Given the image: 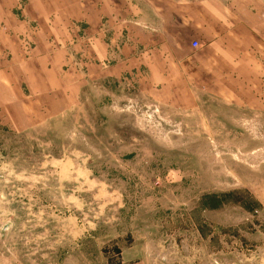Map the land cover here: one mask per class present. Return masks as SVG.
Wrapping results in <instances>:
<instances>
[{
  "label": "rangeland",
  "instance_id": "obj_1",
  "mask_svg": "<svg viewBox=\"0 0 264 264\" xmlns=\"http://www.w3.org/2000/svg\"><path fill=\"white\" fill-rule=\"evenodd\" d=\"M178 1L198 6L182 30L196 36L197 81L181 61L151 83L139 67L88 76L84 23L62 44L41 17L28 26L36 43L17 44L0 0V47L22 57L35 93L74 90L51 72L52 52L85 80L59 115L0 123V264H264V0ZM235 71L241 83L216 81Z\"/></svg>",
  "mask_w": 264,
  "mask_h": 264
},
{
  "label": "crops",
  "instance_id": "obj_2",
  "mask_svg": "<svg viewBox=\"0 0 264 264\" xmlns=\"http://www.w3.org/2000/svg\"><path fill=\"white\" fill-rule=\"evenodd\" d=\"M6 2L10 7L3 17L10 19L11 25L15 28L16 37L11 39L17 44H22V36H26L27 33L33 35V44L36 43L39 33L37 35L29 32L28 26L41 17L47 20L49 18V27L57 28V23L60 25V31L49 34L62 36V44L76 36L75 33L74 35L71 33V23H84L89 36H94L88 48L95 64L94 73L90 72V66L87 65L88 76L94 74L97 79L118 78L139 67L145 70V82L151 83L153 75L165 76L162 67L167 68L168 74L172 66L177 65V61H181L185 80L197 81L196 54L188 40V38L196 39V36L192 31H182L187 29L190 22L188 15L186 18L183 14L198 7L195 4L185 6L178 0H26L23 5L21 0H6ZM62 5H64L63 10H61ZM175 30L184 33L181 35L184 43L176 44L173 35ZM6 34L7 32L5 36ZM39 44L37 42L35 50L39 49ZM215 47L219 46L212 44L210 49ZM9 51L14 49L11 46L0 47V123L21 131L38 125L44 118L55 117L70 107L69 102L76 97L75 86L83 85L85 80L74 73L68 74L69 71L67 73L64 71L66 66L63 53L49 54L55 64L51 72L55 71L64 81H66L65 75L69 76V84L74 90L68 91L66 88L64 95L63 93L60 95L49 88L47 90L49 94L45 98L35 93L31 83L25 80L21 67L22 57L19 55L9 58ZM223 54L228 57L225 51ZM55 55L60 57L62 67L59 61L56 60L55 63L52 59L56 57ZM263 60H260L261 67H264ZM244 62V66L251 65V69L255 68L252 62L248 60ZM258 69L261 71L260 66ZM232 70L233 67L229 71ZM233 76L234 78H229L228 73L225 72L220 80L216 81L228 84L229 88V83L243 81L236 71ZM159 93V90H155L151 92V96L156 98ZM12 102L16 106H10Z\"/></svg>",
  "mask_w": 264,
  "mask_h": 264
}]
</instances>
